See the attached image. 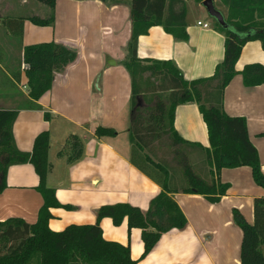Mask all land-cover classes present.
I'll return each mask as SVG.
<instances>
[{"label": "crops", "instance_id": "obj_1", "mask_svg": "<svg viewBox=\"0 0 264 264\" xmlns=\"http://www.w3.org/2000/svg\"><path fill=\"white\" fill-rule=\"evenodd\" d=\"M26 2L0 0V6H24ZM185 5L187 37L175 38L161 24H154L138 35L137 56L172 59L186 79L209 76L223 58L224 33L205 14L191 13L200 9L201 2L185 0ZM47 12L45 9L43 15ZM131 29L130 0H55L52 24L23 22L22 45L52 40L76 51V57L55 72L51 87L35 100L38 106L29 105L24 62L18 83L24 89L0 87V108L17 110L12 135L19 150L30 151L40 131L49 133L51 168L46 184L54 188L60 203L49 209L52 230L95 222L96 209L102 204L128 202L145 211L161 189L130 160L131 82L124 61ZM252 62L264 66V50L257 39L243 44L235 63L237 72L223 89L222 107L228 115L245 118L264 173V83L246 85L240 74L243 66ZM98 125L112 127L116 133L96 135ZM173 126L183 139L201 145L190 147L195 164L202 170L210 167L206 124L195 101L174 106ZM70 134L82 141L81 157L71 162L65 152L60 153ZM214 179L228 183L216 201L202 193L170 192L187 223L161 233L144 256L141 228L128 229L125 218L114 224L109 216L102 217L103 237L128 245L135 264H239L242 231L234 222L233 210L253 222L254 198L263 195L264 189L254 181L248 165L224 166ZM38 184L32 163L10 164L0 189V221L18 218L35 222L43 202Z\"/></svg>", "mask_w": 264, "mask_h": 264}, {"label": "trees", "instance_id": "obj_2", "mask_svg": "<svg viewBox=\"0 0 264 264\" xmlns=\"http://www.w3.org/2000/svg\"><path fill=\"white\" fill-rule=\"evenodd\" d=\"M38 1L46 7L45 15L19 12L0 20V87L18 88L24 62L30 106H38L35 100L51 87L55 72L76 57L75 50L52 40L22 45L25 19L37 25L54 22L55 0ZM179 3L182 5L177 7ZM217 4L225 23L221 25L212 17L225 36L223 58L211 75L186 79L172 59L140 58L136 53L138 35L154 24H161L175 38L187 37L185 0H130L132 29L124 61L131 82L130 160L161 186L145 211L128 202L102 204L96 209L95 222L72 223L62 230H52L48 226L49 209L60 203L54 188L46 184L51 168L49 133L40 131L30 151L19 150L12 135L17 110L0 108V189L10 164L29 161L38 174L37 188L43 199L35 222L18 218L0 221V264H135L128 245L103 237L99 223L102 217L109 216L114 224L125 218L128 229L141 228L144 256L161 233L181 229L187 223L170 192L202 193L216 201L228 183L215 180L214 174L224 166L240 165L250 166L254 181L264 189V173L248 137L245 118L228 115L222 107L223 89L237 72L235 63L243 44L257 39L264 50V0H214ZM240 74L246 85L264 83V66L259 62L245 64ZM187 101L198 104L206 124L210 167L205 170L195 164L190 154V147L201 145L183 139L173 126L174 106ZM115 133L109 126L95 128L96 135ZM64 152L70 162L81 157L78 135L67 137L60 150ZM253 213L254 220L249 222L239 210H233L234 222L242 231L239 264H264V194L254 198Z\"/></svg>", "mask_w": 264, "mask_h": 264}, {"label": "rangeland", "instance_id": "obj_3", "mask_svg": "<svg viewBox=\"0 0 264 264\" xmlns=\"http://www.w3.org/2000/svg\"><path fill=\"white\" fill-rule=\"evenodd\" d=\"M214 2V0H213ZM200 3V2H199ZM216 8H221V6L219 4L215 5ZM46 9V7H44L43 5H41V3H35V0H27L26 4L24 6H0V20L1 18H4L6 15L10 14V12H22V13H36L39 15H43L44 10ZM199 13H203L205 14L206 17L210 18L213 22V24L215 23L214 18L208 14L206 8L204 7V5L201 4V7L199 10H191L192 14H198ZM22 68V67H21ZM20 84V83H19ZM18 89H24L22 87L18 86ZM142 99L139 98V103H142Z\"/></svg>", "mask_w": 264, "mask_h": 264}, {"label": "water", "instance_id": "obj_4", "mask_svg": "<svg viewBox=\"0 0 264 264\" xmlns=\"http://www.w3.org/2000/svg\"><path fill=\"white\" fill-rule=\"evenodd\" d=\"M201 4L204 5L208 14L213 16L218 21L219 24L222 25L225 23L222 12L218 8H216L213 0H202Z\"/></svg>", "mask_w": 264, "mask_h": 264}, {"label": "built area", "instance_id": "obj_5", "mask_svg": "<svg viewBox=\"0 0 264 264\" xmlns=\"http://www.w3.org/2000/svg\"><path fill=\"white\" fill-rule=\"evenodd\" d=\"M198 23L202 24L203 26H208V22H201L200 20H198ZM25 66H26V64H23V67H25ZM23 86H25V85L23 84Z\"/></svg>", "mask_w": 264, "mask_h": 264}]
</instances>
